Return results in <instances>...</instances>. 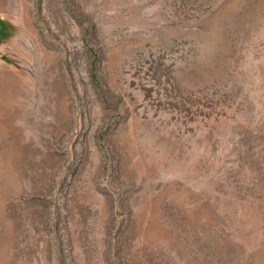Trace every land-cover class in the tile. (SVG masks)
I'll list each match as a JSON object with an SVG mask.
<instances>
[{
	"label": "rangeland",
	"instance_id": "1",
	"mask_svg": "<svg viewBox=\"0 0 264 264\" xmlns=\"http://www.w3.org/2000/svg\"><path fill=\"white\" fill-rule=\"evenodd\" d=\"M0 264H264V0H0Z\"/></svg>",
	"mask_w": 264,
	"mask_h": 264
}]
</instances>
